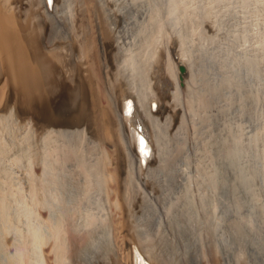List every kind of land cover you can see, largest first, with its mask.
Segmentation results:
<instances>
[{
    "label": "bare ground",
    "instance_id": "obj_1",
    "mask_svg": "<svg viewBox=\"0 0 264 264\" xmlns=\"http://www.w3.org/2000/svg\"><path fill=\"white\" fill-rule=\"evenodd\" d=\"M263 72L264 0H0V264H264Z\"/></svg>",
    "mask_w": 264,
    "mask_h": 264
},
{
    "label": "rangeland",
    "instance_id": "obj_2",
    "mask_svg": "<svg viewBox=\"0 0 264 264\" xmlns=\"http://www.w3.org/2000/svg\"><path fill=\"white\" fill-rule=\"evenodd\" d=\"M260 89H261V97L262 98H261V102L259 104V107H258V110H257V113H256V117H253L252 116V119H250L249 117H247V120H249V121H247V124H248L247 125L248 126L247 129H249V130L250 129H255V128H257V126H260V125L262 127L264 126V72L262 73V80H261ZM260 146H261L260 148L263 149L264 148V143L262 142V145H260ZM248 149L252 151V148H250V146L248 147ZM261 149H260V152L259 153H263L264 154V149L262 151H261ZM249 150L245 152L246 153V157H248L250 155V153H251V151L249 152ZM247 153H249V154L247 155ZM259 153L256 152V149H254V152L252 151L251 156H250L251 159L249 157L248 160L249 159L251 160L250 161V164L254 163V160H255L254 166H256L255 164L258 165V163H259V166H260L259 169L261 168L260 171L262 172V171H264V170H262V168L264 169V165L262 166V162L264 164V161H263L264 160V156L261 155V154L259 156ZM253 154H255L254 155V159H253ZM256 167H258V166H256ZM260 178L261 177H259V180H260ZM262 182H264V180H262V181L260 180L259 181V183H262ZM259 185H261V184H258V186ZM262 187L264 188L263 183L258 188H262ZM262 190H260V191H261V195H262V198H263L264 197V191L262 192ZM257 193H259V189H258ZM259 195H260V193H259ZM249 202L250 201L248 200V203ZM248 203H247L248 206L246 208L250 207ZM252 208H253V206H251L249 209L252 210ZM250 210H248V211H250ZM253 247H254V245H252V248L250 247V249L253 250Z\"/></svg>",
    "mask_w": 264,
    "mask_h": 264
}]
</instances>
